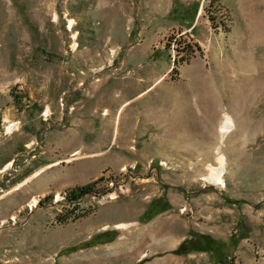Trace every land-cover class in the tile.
I'll list each match as a JSON object with an SVG mask.
<instances>
[{
	"label": "rangeland",
	"instance_id": "obj_1",
	"mask_svg": "<svg viewBox=\"0 0 264 264\" xmlns=\"http://www.w3.org/2000/svg\"><path fill=\"white\" fill-rule=\"evenodd\" d=\"M9 155L0 264H210L176 251L194 234L264 264V0H0Z\"/></svg>",
	"mask_w": 264,
	"mask_h": 264
},
{
	"label": "trees",
	"instance_id": "obj_2",
	"mask_svg": "<svg viewBox=\"0 0 264 264\" xmlns=\"http://www.w3.org/2000/svg\"><path fill=\"white\" fill-rule=\"evenodd\" d=\"M216 0H211L215 2ZM197 9V4L192 7V16L195 14ZM175 10V7H174ZM171 14V13H170ZM173 14V13H172ZM179 14H182L181 11ZM210 17V15H209ZM215 20V19H213ZM216 23V22H215ZM221 24L226 25L223 20L220 21ZM12 95V94H11ZM16 97V95H12ZM16 104H18V98H16ZM92 183H86L82 186H77L71 188L68 192L67 199L69 201H75L82 195L87 194L92 189ZM165 203L159 200L152 201L146 211L141 216V220H148L150 217L158 212L166 209L164 207ZM231 239L223 241L221 239H216L208 234H194L193 236L185 239L179 244L176 251L180 253L184 252H206L209 254L210 264H232L229 257V245L231 244Z\"/></svg>",
	"mask_w": 264,
	"mask_h": 264
},
{
	"label": "bare ground",
	"instance_id": "obj_3",
	"mask_svg": "<svg viewBox=\"0 0 264 264\" xmlns=\"http://www.w3.org/2000/svg\"><path fill=\"white\" fill-rule=\"evenodd\" d=\"M225 21L226 19H223ZM212 126L214 125V121H212ZM17 128V123L12 122L7 126V130H14ZM235 129V123L232 117L228 113H224L222 118L218 122V134H219V144L216 146V158L215 164L208 163L207 171L202 175V179L208 183L213 184L218 188H222L225 186V182L223 179V175L226 172V157L222 151L221 140L233 132ZM214 132V131H213ZM9 162L7 165H10Z\"/></svg>",
	"mask_w": 264,
	"mask_h": 264
},
{
	"label": "crops",
	"instance_id": "obj_4",
	"mask_svg": "<svg viewBox=\"0 0 264 264\" xmlns=\"http://www.w3.org/2000/svg\"><path fill=\"white\" fill-rule=\"evenodd\" d=\"M12 160V156L9 155L7 158L3 159L1 162H0V173L4 172L5 168H7V164ZM9 182L10 186L13 185V178H11Z\"/></svg>",
	"mask_w": 264,
	"mask_h": 264
}]
</instances>
